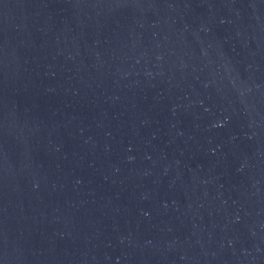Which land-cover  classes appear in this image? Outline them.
<instances>
[{
    "label": "water",
    "instance_id": "obj_1",
    "mask_svg": "<svg viewBox=\"0 0 264 264\" xmlns=\"http://www.w3.org/2000/svg\"><path fill=\"white\" fill-rule=\"evenodd\" d=\"M0 264H264V0H0Z\"/></svg>",
    "mask_w": 264,
    "mask_h": 264
}]
</instances>
